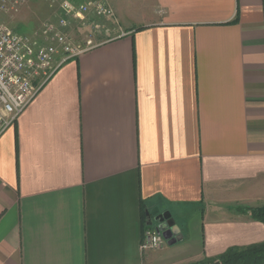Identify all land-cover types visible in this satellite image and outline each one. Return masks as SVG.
<instances>
[{"label": "crops", "instance_id": "obj_1", "mask_svg": "<svg viewBox=\"0 0 264 264\" xmlns=\"http://www.w3.org/2000/svg\"><path fill=\"white\" fill-rule=\"evenodd\" d=\"M90 1L110 9L94 46L0 137V264H192L264 242L248 210L264 205V0ZM155 208L183 239L142 250Z\"/></svg>", "mask_w": 264, "mask_h": 264}, {"label": "built area", "instance_id": "obj_2", "mask_svg": "<svg viewBox=\"0 0 264 264\" xmlns=\"http://www.w3.org/2000/svg\"><path fill=\"white\" fill-rule=\"evenodd\" d=\"M54 14L40 32L15 31L3 19L19 11L25 0H0V137L13 125L36 97L43 85L67 60L94 46L95 25L87 20L90 7L76 0H44ZM96 16H106L109 7L95 4ZM90 25L91 33L84 43L71 35L73 23ZM142 250L158 249L167 244L157 225L144 229Z\"/></svg>", "mask_w": 264, "mask_h": 264}, {"label": "rangeland", "instance_id": "obj_3", "mask_svg": "<svg viewBox=\"0 0 264 264\" xmlns=\"http://www.w3.org/2000/svg\"><path fill=\"white\" fill-rule=\"evenodd\" d=\"M78 2V1H77ZM89 5L90 13H88L87 20L90 21V24H95L96 17L94 11L95 4L100 3L101 1H90V0H80ZM54 14V10L48 5V2L44 0H25L22 7L19 11L14 12L10 15H5L3 17L4 21L15 31L25 34H36L40 32L43 27V24ZM98 21V20H97ZM81 28V29H80ZM71 35L75 38V41H80L84 35H90L91 27L90 25H83L80 22L73 23L71 27ZM117 36L113 33L108 37H104L103 40L109 39L111 37ZM79 39V40H78ZM81 43V42H79Z\"/></svg>", "mask_w": 264, "mask_h": 264}, {"label": "trees", "instance_id": "obj_4", "mask_svg": "<svg viewBox=\"0 0 264 264\" xmlns=\"http://www.w3.org/2000/svg\"><path fill=\"white\" fill-rule=\"evenodd\" d=\"M140 28L142 27L137 29ZM248 210L251 211L254 218L264 223V205ZM143 217L145 218L144 226L146 227L149 222L146 210H143ZM217 261L220 264H264V242L246 248H231L217 259L201 260L192 264H214Z\"/></svg>", "mask_w": 264, "mask_h": 264}, {"label": "water", "instance_id": "obj_5", "mask_svg": "<svg viewBox=\"0 0 264 264\" xmlns=\"http://www.w3.org/2000/svg\"><path fill=\"white\" fill-rule=\"evenodd\" d=\"M146 214L149 219L148 224L153 225L156 223L158 230L162 233L167 244L173 245L183 239L181 229L170 211L161 212L159 208H155L150 211L146 210ZM214 264H220V262L217 261Z\"/></svg>", "mask_w": 264, "mask_h": 264}]
</instances>
